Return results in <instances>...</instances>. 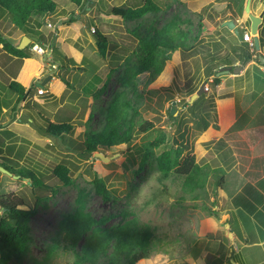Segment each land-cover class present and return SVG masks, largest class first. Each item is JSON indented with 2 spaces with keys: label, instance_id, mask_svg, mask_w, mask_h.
Listing matches in <instances>:
<instances>
[{
  "label": "rangeland",
  "instance_id": "1",
  "mask_svg": "<svg viewBox=\"0 0 264 264\" xmlns=\"http://www.w3.org/2000/svg\"><path fill=\"white\" fill-rule=\"evenodd\" d=\"M54 1L58 5L57 14L35 18L34 21L42 25V31L51 32L44 34L48 38L45 45L42 44L46 53L41 56L31 50L26 52L31 59L43 57L45 71L38 73L39 81L55 70L53 73L67 79L71 87L63 88L58 80H54L53 90L50 89V85L44 86V94L39 93L40 87L36 85L38 82L33 84V77L30 76L31 70L40 65L34 62H26V64L23 62L25 65L19 74V80L28 88L34 86L26 104V113L32 109L42 113V116L46 118H52L54 112L91 114L83 118L78 116L74 122L75 132L72 139L78 144L84 142L88 135L91 136L104 129L109 104L115 94L123 90L121 77L125 69L135 62L133 50L138 45V40L133 32L150 37L155 30L161 29L176 16L191 18L193 21L192 43L196 48L187 53L180 50L175 52L172 61L166 65L170 67L166 77H164L165 67L163 73L153 82L149 81L148 74L139 78V90L145 96L141 108L142 117L139 121H152L156 129L139 136L135 144L154 141L162 133L167 137V143L155 151V155L150 157L142 171L139 170L140 157L133 152H128L130 149L127 145L115 146L105 151L103 155L108 159L107 161L99 158L96 155L98 153L81 158L78 153L68 147L69 145L61 143L57 138L49 140L40 136L34 129L31 128V130L18 123H12L7 127L11 122V107L7 108V113L0 108V150L4 151L0 154V163L4 162L8 168H12L17 173L28 170L51 187V191H41L35 195L32 193L29 181L2 173L0 196L18 194L33 208L37 204V196L42 198L36 206L37 214L30 222L31 242L23 254L12 258L10 264L72 263L76 260L75 252L81 251L85 238L93 232H88L75 249L71 248V242L62 228L70 216L78 213L88 215L97 222V226L94 227L97 233L134 219L141 227H149L160 239V242L154 243L153 250V257L155 255V259L157 258L155 261L159 264L173 258L185 257V255L190 260L192 248L208 249L209 256L220 253L224 247L223 244L229 243L225 233L229 228L218 230L216 229L218 225L213 220L209 224L206 223L207 218H210L209 209L215 208L221 211L222 217L218 216L217 219L224 221L223 226H225L228 222L225 220L229 218L226 211L232 208V200L220 193L219 190L224 185L219 186L218 183L224 179L228 186L231 185L233 178L229 176L230 173L224 163L228 159L233 163L234 156V160L235 158H239L241 162L247 160L252 155L249 151L252 145L247 131L227 134L228 129L224 126H231L241 111L235 114L232 104H228L226 100L221 102L226 95L222 96V93L218 92L219 85L214 86L213 77H209L212 70L207 63L213 52L222 56L231 53L234 47L233 42L238 44L241 35L245 39L246 34H249V38L253 37L252 21L249 15L235 14L224 7L222 3L227 0H157L162 9L161 12L148 14L137 21H125L118 17L107 16L106 13L112 7L123 5L127 0H89L90 5L87 4L85 7L86 16H82L83 13L67 0ZM249 1L253 3L256 0H245V8ZM258 1L264 7V0ZM73 12L81 15L83 21L76 23L67 33L68 38L65 43L81 51L85 59L91 62L93 66H85L86 71L64 64L61 70H58V67L52 65L48 59L50 53L48 46L52 45L50 38L53 34L56 35L53 44H57L58 35L54 28L60 29L64 20L62 18H68ZM253 12L251 9L252 14ZM228 18H231L237 27L241 22L247 24L245 28L239 29L238 35H235L234 30L223 26ZM48 24L52 27L47 26ZM81 24L84 26L80 27ZM85 25H91L93 28L86 29ZM96 29L102 31L110 41L105 58L100 56L95 41L91 39V37L94 38L93 30ZM23 32L14 27L8 12L0 8V34L11 44H18L22 41ZM78 33L80 35L74 42ZM195 36H199L198 42L194 41ZM245 42L250 45L248 40ZM66 44L62 47L65 48ZM62 50H65L68 57L77 60L70 50L69 52L66 48ZM7 56V52L0 45V59H5ZM12 60L11 62L16 63L14 71L18 72L21 61ZM258 65L264 68V64L258 63ZM254 72L256 77L258 75L264 80V69L257 67ZM228 75H222V80ZM11 77V73L0 69V105L4 103V100L12 103V106L16 104L11 99L14 94L12 95V92L7 89L12 80ZM238 81V88L245 86L249 88L248 78ZM105 85L107 87L104 95L95 99L94 94H97ZM202 85H205L203 93L190 103L192 96ZM192 91L195 92L191 96ZM15 100L17 101L16 96ZM24 103L21 102L18 107L24 108ZM225 103L228 105H224ZM173 107H175L173 114L179 115L176 122L171 121L168 113V110L172 111ZM193 111L204 116L209 122V128L206 131L201 130L203 125L201 126L194 117ZM31 114L30 116H35L37 121H41V115ZM181 126L183 131L179 128ZM27 130L29 134L26 133ZM181 135H184L185 141L180 138ZM220 142L225 143L220 144ZM7 146L15 147L13 157H9L10 160L4 158L8 156L6 149H3ZM178 146H182L183 149L182 160L187 156H195L198 164L208 167V183L204 189L193 192L191 188L189 190L183 188L181 180L160 181V173L156 169L154 157L166 149ZM20 147L23 149L21 150ZM228 148L230 149L229 157L224 158L222 152ZM20 150L24 151V157L21 159L17 156ZM62 161H70L78 167L73 171L72 186L59 185L52 175L53 169ZM220 166L221 169L215 170ZM97 178H102L110 191L111 199L107 202L96 192ZM225 189L228 191L227 187ZM230 224L238 234H242V239H248V243L256 244L243 247L236 254L229 256L228 264L234 263V259L237 261L245 259L246 264H255L263 260L264 244L260 245L259 242L264 240V218L258 216L256 220L239 208L235 224L232 219ZM218 240L222 243L219 244Z\"/></svg>",
  "mask_w": 264,
  "mask_h": 264
},
{
  "label": "trees",
  "instance_id": "2",
  "mask_svg": "<svg viewBox=\"0 0 264 264\" xmlns=\"http://www.w3.org/2000/svg\"><path fill=\"white\" fill-rule=\"evenodd\" d=\"M67 1L74 4L83 13L82 16H86L85 7L89 0ZM0 8L8 12L16 29L23 30L26 36L34 41L24 50H19L18 46L21 42L11 44L9 40L0 34L2 49L20 60L30 58L26 51L30 50L33 44L48 41V38L40 30L42 25L34 23L35 18L57 14V3L54 0H0ZM227 8L235 14L242 15L245 10L244 0H228ZM161 10L157 0H127L121 6L112 7L106 15L118 17L125 21H137L148 14H157ZM82 16L73 12L67 19L63 20L62 25L70 26L75 22L83 21ZM192 26L193 21L191 18L176 16L161 29L155 30L150 37L140 36L133 32L138 40V45L133 50L135 62L125 69L121 77L120 82L123 90L115 94L109 104L104 129L99 133L88 135L84 142L78 144L72 139V135L75 132V124L72 119L59 120L58 118L57 122H53L50 118L43 117L45 122L41 124L32 116L28 117L24 114L19 116L18 104L27 101L34 86L29 90L28 87L17 80L11 81L7 87L8 90L17 96L16 104L12 108V122L28 124L40 136L47 139H59L61 143L69 145L68 147L74 150L73 152L78 153L81 158L82 156H93L96 153L104 154L105 151L110 150L112 147L127 145L130 149L128 152H133L140 157L139 170L142 171L150 157L155 155V151L167 143V137L162 133L154 141L135 144V140L139 136L156 129L155 123L152 121H139L142 117L141 108L145 100L144 93L139 90V78L148 74L149 81H155L163 73L166 65L172 61L175 52L180 50L187 53L195 49L196 46L192 43ZM85 28L91 30L92 26L85 25ZM93 35L100 56L105 58L110 46L109 38L97 29ZM258 36L260 51H257L256 48L252 51L249 44L245 42L243 35H241L242 45L238 48H232V52L240 50L242 66L253 59L262 64L259 56L262 55L264 57V54H262L264 34ZM54 40L55 35L53 34L52 38H50L51 43ZM194 41L198 42L199 36H195ZM51 47L52 58L55 63L59 64V70H61L62 64L73 68L78 67L82 71H86L85 66L87 65L93 66L85 58L81 63H77L75 59L67 57L58 47L53 45ZM211 56L209 63H207V66L212 70L209 77H213V84L217 86L221 84V77H217L220 69L234 67L237 61L232 59L230 52L224 54V56L221 54L217 55L214 52ZM169 72L170 67L167 66L164 77ZM16 75L15 73L14 77ZM58 78L71 87L67 79L62 76ZM106 87L107 85L102 87L97 94H94V98L99 99L103 96L106 92ZM194 92L192 91L190 95L192 96ZM72 113L77 115L76 112ZM168 113L171 121L176 122L178 120L179 115L175 116L170 109ZM192 113L201 126L203 125L201 130L206 131L209 128V122L206 118L194 111ZM86 115L89 116L91 114L86 112L77 116L83 118ZM179 128L183 131L182 126ZM180 138L185 141L184 135H181ZM1 144L3 145V142ZM181 147L166 149L160 155L154 157L156 169L160 173V181L164 182L168 179L181 180L183 188L188 190L191 188L193 192L204 189L208 183V167L198 164L195 156H187L182 160L183 149ZM20 148L21 150L23 149V147ZM3 149H6L8 153V156L4 158L10 160L9 157H13L15 147L7 146V148ZM21 150L18 151L17 155L20 156V159L24 157V151ZM3 152V150H0V154H3ZM69 152L71 153V151ZM0 167L10 171L13 175H19L23 180L29 181L32 193L35 195L41 191H51V187L48 184L28 170L17 173L12 168H8L4 162L0 163ZM76 169L78 167H75L72 162L62 161L53 169L52 175L57 179L59 185L69 187L74 184L73 171ZM2 173L0 171V181ZM223 181L218 183L219 186L223 184ZM95 186L97 194L105 202L111 199L110 191L102 178L95 180ZM41 201L42 198L37 196L36 206ZM36 206L33 208L23 197L15 193L0 196V264H10L13 257L23 254L28 247L31 242L30 222L37 214ZM217 213L216 210L209 209L210 216H216ZM96 226L97 222L83 213L70 216L64 222L62 230L66 232L72 249L77 247L88 232L93 231L90 236L85 238L81 251L75 252L76 260L70 264H138L142 259H151L153 257L154 243L160 242L154 231L149 227H141L136 219L99 233L94 229ZM199 255L200 252L196 251L185 264H196ZM224 262V258H220L217 264H224ZM209 264H211V261H209Z\"/></svg>",
  "mask_w": 264,
  "mask_h": 264
},
{
  "label": "crops",
  "instance_id": "3",
  "mask_svg": "<svg viewBox=\"0 0 264 264\" xmlns=\"http://www.w3.org/2000/svg\"><path fill=\"white\" fill-rule=\"evenodd\" d=\"M220 1H225V0H220ZM249 2L250 3L248 5L250 6V9H253V11H254L253 14L257 17H261V23L258 26V35L262 36V34H264V7L261 5L260 1H258V0L254 1L253 3H251V1H249ZM87 4L90 5L89 3H87ZM227 4H228V0L222 3V5H224V7H226V8H227ZM235 10L237 11V9H235ZM244 13H246L245 10L243 11L242 14H244ZM246 15L248 16V14H246ZM62 19L65 20L67 18L63 17ZM239 19H241V17H239ZM227 20L233 21L231 18H228ZM61 21L62 20H60V22ZM81 21L75 22V23H73L67 27H65V25H62V27H60V29L55 30V28H54V31H56V34L58 35V38L56 40L57 44H55V43L53 44L54 41L51 43L53 46L58 47L65 54H66L65 50H62V49L66 48V50L68 52L70 50L72 52V54L76 56V59H77V60H75L76 62L78 60H80L82 62V60L85 58L83 53L81 51L80 52L77 51L72 46L66 44L65 41L68 38L67 33L74 28L76 23L78 24ZM84 24H81L80 27L84 26ZM246 24L247 23L243 24L241 22L240 24H238L240 26H238V27L236 26V28L238 30L241 29L242 27L245 28ZM40 30L45 35H47L48 33H51V32L46 33L44 31H42V29H40ZM79 35H80V33H78L75 36V38L73 40L74 42H76ZM24 36H26L25 32H23L21 39H23ZM55 39H56V35H55ZM91 39L93 41H95V39L93 37H91ZM238 42H239L238 44H235L233 42L232 45L234 46V48L240 47L243 43V40L240 38V40L238 39ZM44 43L45 42L40 43L39 45L40 46H42V44L45 45ZM63 44H66V45H64L65 48L62 47ZM51 46L50 47L48 46V49L50 50V53L48 54V59L52 63V65L57 66L58 67L57 69L59 70V64L55 63L53 58H52L53 56H52V47ZM239 52H240V50L235 51V52L231 51V53H232L231 55H232V59L237 61L233 68L240 66L241 67L240 73L234 74L232 71L228 76L223 78V80L221 78V84L219 85L220 88L218 89V92L222 93V96L226 95L225 98L221 99L222 100L221 102L226 100L225 102H228V104H232L233 105L232 107L234 108L235 114H236V112L241 111V113L239 114V117L235 118V120L231 126H229V127L224 126L225 129H228L227 134L230 135V134H232L231 132L241 133V132L247 131V133L249 135V140L251 142L250 144L252 145L250 147L249 151H250V154H252V155L247 160H245L243 162H241V160L239 158H235V160H234V157H235L234 156L233 157V163H231L229 161V159L226 160V162L224 163V164H226V166H227L226 168L228 170L226 168L225 169L230 173L229 176L233 178L231 185H228V186L226 185L225 181H223L224 187H221L219 190L221 194H223L227 198H231L230 200H232V208L229 209L228 211H226V215L228 214L229 218H227V220H225V222L226 221H228V222L225 224V226H223L224 221H221V219L220 220L217 219V218H219L218 216L222 217V215L220 214L221 211L216 210L214 208L213 210H216L218 212L217 215L216 216H210V218H207L206 223L209 224L210 221L213 220L218 225L216 229L222 230L225 227H226V229L229 228V230H227L225 232L227 234V238L229 240V243L223 244L224 247H222V251L220 253L217 252L216 255H210V256H209L208 249H203L201 247L200 248H192L190 258L192 257L193 254L196 253V251L200 252L199 257L196 260V264H209V261H211V264H217V261L220 260V258H224V260H225L224 264H228L229 256L236 254L243 247L256 244V243L250 244V243H248V239H245V238L242 239L241 238L242 234H238L237 231H235V229H233V227L230 224L231 219L233 220V222L235 224L239 208L246 211L250 216L254 217V219H256V220H257L258 216L264 218V213H263L264 212V80H263V78L260 79L258 77V75L256 77L255 72H254L257 67H259L261 70L264 68L259 66L258 62H256L255 59L248 61L246 64H244L242 66L241 65V54ZM262 54H264V49H263ZM7 55L8 56L5 59H3V58L0 59V69L1 70L4 69L7 71V73L9 72L12 74V77H11L12 80L11 81L17 80L21 84H23L19 80V74H20V72L23 71V66L26 64V62H34V63H38L40 65H39V67L31 70L30 76L32 75V77H33V80H34L33 84L35 82H38V83L41 82V81H39L38 73H42L45 71V67L43 66L44 65L43 57H41L39 59L25 58L23 60H20L17 57L12 56L11 54L7 53ZM11 58H13V60ZM11 60L16 61V62L21 61V63L19 64L20 68H19L18 72L14 71V69H15L14 65L16 63L11 62ZM81 62H79V63H81ZM22 63H23V65H22ZM53 72H55V70H53L52 72H50L47 75V76H49L52 74V79L46 84L45 87L50 85V89L53 90L52 87H53V81L54 80H58L62 84L63 88L66 87L67 85L65 83H63L61 81V79L55 77V76H57V74H54ZM15 73L17 75L14 77ZM45 78H43L42 81ZM247 78L249 79V83H250L249 88H247L246 86L242 87L241 89H240V87L238 88V86H237V85H239L238 80H241V79L245 80ZM262 80H263V82H262ZM38 83L36 85H38ZM23 85L28 87L26 84H23ZM13 94L14 93H12V95ZM56 94H59V93H56ZM14 95H13V98H11V99H12V102L16 103V100H15L16 95L15 96ZM28 99L24 103V108H22V109H20L19 107L17 108L18 110H20L19 116L24 114V115H27L29 117L31 113H36V115L40 113V112L37 113L36 111H33V110L32 111L29 110V112L26 113V111H27L26 110V104L28 102ZM1 101H3V99ZM238 103H239V106H238ZM228 104L225 103L224 105H228ZM14 106H15V104L12 106V103L8 102L7 100H4V103L2 105H0V108L1 109L3 108L4 113H7V108L11 107V114L13 116L12 108ZM230 108H231V106H230ZM58 114H59V116L64 115V118L59 117ZM78 114L79 113H77V115ZM39 115H41L42 118H40L41 121L40 122L38 121V122L39 123L44 122V118L42 116V113H40ZM52 115L53 116L50 119L53 122H57L58 118H59V120L60 119L63 120L66 118L72 119V121L75 122L76 118L78 117L74 113L63 114V113H59V112L58 113L54 112ZM34 118H35V116H34ZM12 123H18V122H12V117H11V122L7 125V127ZM20 125H25L29 129L32 128L28 124H20ZM26 133L29 134L30 133L29 130H27ZM256 134H258V135H256ZM221 140H219V141H221ZM224 143L225 142H220V144H224ZM229 151H230L229 148L223 150L222 153H223L224 158L229 157V154H228ZM221 168L222 167L220 166L217 169H221ZM234 184L236 186H234ZM225 187L228 188V191H227V189H225ZM217 197H218V195H217ZM215 202H216V200L214 201V203ZM233 214H235V215L233 216ZM230 233H232V237L229 236ZM218 243L221 244L222 243L221 240H218ZM259 244L260 245L264 244V240L259 242ZM187 258H188V256L185 255V257L173 258V259H170L169 261H166L165 263H160V264H185L186 261H188ZM155 260H157V258L155 259V255H154V257H152L151 259H142L139 262H142V264H159ZM232 264H246V262H245V259H242L241 261L240 260L237 261L236 259H234V263H232ZM255 264H264V259L260 260V262H255Z\"/></svg>",
  "mask_w": 264,
  "mask_h": 264
},
{
  "label": "water",
  "instance_id": "4",
  "mask_svg": "<svg viewBox=\"0 0 264 264\" xmlns=\"http://www.w3.org/2000/svg\"><path fill=\"white\" fill-rule=\"evenodd\" d=\"M245 12L249 15L250 20L252 21V26H251V34L253 36L254 42H255V46H256V50L260 51V41H259V36H258V26L261 23V17H257L254 14L251 13V9L250 6L247 5L245 8ZM224 26L228 27L231 30H234L235 34L238 35L239 34V30L236 28L235 24L233 21H227L224 23ZM32 42H34L31 38H29L28 36H24L20 45L18 46L19 50H24L25 48H27ZM259 59L261 61L262 64H264V57L261 55L259 56ZM233 71L234 74H238L241 71V67L238 66L236 68L233 67H225V68H221L220 72L217 73V77H221L222 75H228L230 74V72ZM52 79V74L47 76L43 81H41L40 83H38V86L44 87L46 86V84ZM205 85H202L201 88L199 89V91L194 94L191 98V100L189 101L190 103H193L204 91ZM30 90V88H29ZM28 90V91H29ZM175 106V105H174ZM175 111V107L172 108V113H174ZM99 158H102L104 161H107L108 159L103 155V154H96ZM0 171L3 173H6L10 176H12L13 174L11 172H9L8 170H6L3 167H0ZM14 178H19L20 176H15L13 175ZM1 211V208H0ZM230 237H232V233H230L229 235Z\"/></svg>",
  "mask_w": 264,
  "mask_h": 264
},
{
  "label": "built area",
  "instance_id": "5",
  "mask_svg": "<svg viewBox=\"0 0 264 264\" xmlns=\"http://www.w3.org/2000/svg\"><path fill=\"white\" fill-rule=\"evenodd\" d=\"M47 26L52 27L51 24H48ZM93 31H95V30H93ZM251 37H252V36H251ZM244 39H245V38H244ZM245 40H246V41H247V40L249 41V43H250L249 46L251 47L252 51H254L255 48H256V46H255V42H254V40H253V37H252V38H249V34H246V39H245ZM30 50H31L33 53H36V54L41 55V56H43V55L46 53V51L43 49V47L40 46L39 44H33V45L31 46ZM38 87H40L39 93L44 94V89H43V87H41V86H38Z\"/></svg>",
  "mask_w": 264,
  "mask_h": 264
}]
</instances>
